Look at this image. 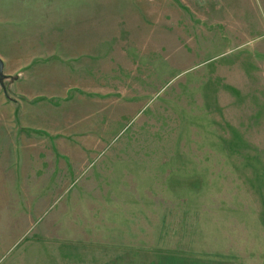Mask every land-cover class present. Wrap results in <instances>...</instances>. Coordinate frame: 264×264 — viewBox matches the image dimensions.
<instances>
[{
  "label": "rangeland",
  "instance_id": "374dc122",
  "mask_svg": "<svg viewBox=\"0 0 264 264\" xmlns=\"http://www.w3.org/2000/svg\"><path fill=\"white\" fill-rule=\"evenodd\" d=\"M0 264H264V0H0Z\"/></svg>",
  "mask_w": 264,
  "mask_h": 264
},
{
  "label": "water",
  "instance_id": "95a60500",
  "mask_svg": "<svg viewBox=\"0 0 264 264\" xmlns=\"http://www.w3.org/2000/svg\"><path fill=\"white\" fill-rule=\"evenodd\" d=\"M1 68H2V63H1V61H0V72H1Z\"/></svg>",
  "mask_w": 264,
  "mask_h": 264
}]
</instances>
